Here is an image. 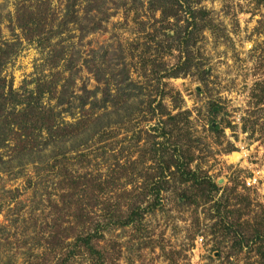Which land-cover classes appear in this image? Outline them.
<instances>
[{"label":"rangeland","instance_id":"374dc122","mask_svg":"<svg viewBox=\"0 0 264 264\" xmlns=\"http://www.w3.org/2000/svg\"><path fill=\"white\" fill-rule=\"evenodd\" d=\"M70 2H74L70 13L77 19L71 17L74 21L60 26ZM260 2L200 0L216 25L205 28L192 46L190 69L164 78L157 89L155 79L140 75L141 52L149 45L156 62L164 61L168 68L177 58L162 55L164 49L148 35L165 24L147 0H0V37L12 44L4 73L13 87H31L32 79L47 78V48L42 44L60 40L71 63V70L60 74L61 82L73 77L59 107L67 109L61 116L72 122L80 117L90 121L78 136L67 134L62 142H50L45 134L35 137L21 165L13 160L9 171L0 169V264H28L40 251V232L51 212L47 197L56 198L52 156L61 150L70 156L77 151L86 155L77 158L82 163L74 157L67 160L69 169L110 175L111 180L120 174L121 165L129 171L130 177L111 184L112 192L95 198L97 214L105 198L118 199L124 182H137L151 170L152 161L145 159L141 148L154 133L151 127L159 115L149 103L157 104L161 90L167 94L162 99L166 110L172 114L190 110L191 130L201 137L193 138L197 160L220 189L213 192L214 199L199 206L178 200L172 188L162 191V205L145 210L140 225L117 226L106 233L119 243L118 264H259L255 244L239 247L235 228L219 221L238 218L252 223L255 214L264 212V4ZM27 8L40 11V34L31 39L16 20L17 13ZM111 72L117 79L126 77L117 84L124 93L103 103L106 91L115 90ZM82 99L87 100V109L96 105L92 114L80 109ZM210 102L221 107L217 120L223 131L217 135L203 129ZM229 146L234 150L228 151ZM217 199L221 204L228 200V209L220 206L217 212L213 207ZM229 208L240 210L228 217ZM74 264L88 261L79 257Z\"/></svg>","mask_w":264,"mask_h":264},{"label":"trees","instance_id":"16d2710c","mask_svg":"<svg viewBox=\"0 0 264 264\" xmlns=\"http://www.w3.org/2000/svg\"><path fill=\"white\" fill-rule=\"evenodd\" d=\"M147 1L153 11L160 12V20L165 24L159 30L154 28L148 35L155 41L156 46L159 45L158 48L164 49L162 55L168 53L177 58L175 66L168 68L169 64L163 60L156 62L157 58L150 53L149 45L141 52L138 63L143 72L140 75L150 80L155 79L154 87L158 89L164 78L190 69L194 59L192 46L202 36L205 28L213 29L216 24L210 16V10L200 5V0ZM260 4H264V0H261ZM73 5L74 2H70L66 6L65 19L59 23L60 26L77 19L76 13H70V7ZM39 12L38 9L27 8L22 13L20 11L17 13L18 27L27 39L40 34ZM11 45L0 37V169L3 171H9L14 163L13 160L17 161L16 165H21L27 153L31 152L30 145L35 137H44L45 134L50 142L55 140L62 142L66 140L67 134L70 138L78 136L82 126L90 122L89 118L80 117L72 122L61 116L67 109H59V107L64 103L67 82L72 83L73 77L69 75L61 82L60 74L71 70V63H67L70 58L63 51L60 40L42 44L47 48L44 60L50 72L47 78L32 79L29 82L32 84L31 87L14 88L12 81L4 73L7 57L10 55L9 52H12ZM152 55L153 58L150 57ZM110 77L114 79L115 90L106 91L103 103L114 101L123 95L121 93L124 88L117 84L126 77L117 79L113 72ZM97 80L101 78L97 77ZM84 91L90 92L87 89ZM159 96L155 106L149 103L150 107H153L152 110H156L159 115L156 123L151 127L154 133L145 147L141 148L145 159L152 161L151 170L139 176L141 180L137 182H124L115 201L105 198L101 202L102 208L99 214L95 210L98 194L107 195L112 192L111 184L116 180L125 176L130 177L126 166L121 165L120 174L111 180L110 175L93 176L91 172L68 168L70 163L67 160L71 157L76 158V162L82 163L77 158L86 156L83 151H77L76 154H81L70 156L67 150H61L52 156V167L56 169L57 178L53 193L56 198L50 195L47 197L50 201V219L45 220V226L40 232L42 237L40 251L34 255L35 258L28 260V264H74L79 257L86 258L88 264H118L119 243L112 237H106V233L117 226L140 225L145 210H152L162 205V191L172 188L178 200L195 206L214 199L213 192H218L220 185L209 175L208 170L202 167L201 161L197 160L199 156L195 153L193 138L199 140L201 137L194 136L191 130L188 119L190 110L172 114L162 105V99L167 94L161 90ZM156 97L152 102L157 100ZM45 98L49 101L46 104L43 101ZM53 98L55 103L51 104ZM86 104L87 100L82 99L79 103L80 109L92 114L96 105L93 104L87 109ZM207 111L203 129L212 135H217L223 131L220 121L217 120L221 107L213 102L207 106ZM163 116L166 118L163 119ZM227 125L232 124L229 122ZM243 125L244 130L248 129L245 121ZM2 148L6 150L1 151ZM227 149L234 150L233 146ZM8 151L9 154H5ZM126 184L131 187L127 188ZM219 199L213 202L217 212L220 211V206L228 209L230 204L228 200L221 204L222 196L221 201ZM246 203L249 204L250 201ZM239 210L240 208L227 210L230 213L226 216L230 217L231 213L235 215ZM233 220L219 222L223 226H227L228 222V226L235 228L234 237L239 247L255 244L258 263L264 264V212L255 214L252 223L249 219ZM239 226L242 229H239Z\"/></svg>","mask_w":264,"mask_h":264},{"label":"built area","instance_id":"2783aa9c","mask_svg":"<svg viewBox=\"0 0 264 264\" xmlns=\"http://www.w3.org/2000/svg\"><path fill=\"white\" fill-rule=\"evenodd\" d=\"M253 181H256V180H253Z\"/></svg>","mask_w":264,"mask_h":264}]
</instances>
